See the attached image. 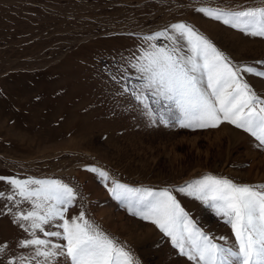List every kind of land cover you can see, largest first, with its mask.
Returning <instances> with one entry per match:
<instances>
[{"label":"rangeland","instance_id":"374dc122","mask_svg":"<svg viewBox=\"0 0 264 264\" xmlns=\"http://www.w3.org/2000/svg\"><path fill=\"white\" fill-rule=\"evenodd\" d=\"M260 3L0 0V175L59 179L73 187L78 195L68 218L83 211L139 264H194L155 225L115 201L86 169L101 168L121 183L154 190L174 189L209 174L238 184H264V148L255 138L226 122L197 130L162 123L159 117L150 118L131 95L143 83L131 66L151 43L143 38L165 30L172 34L170 25L176 23L208 37L234 64L264 70L258 63L264 61V38L245 35L197 11L240 10ZM155 43L170 45L164 38ZM243 75L264 97V77ZM149 103L155 109L151 96ZM0 191L11 194L6 182H0ZM174 194L202 230L217 239L228 237L226 246L234 242L210 208ZM27 210L30 205L19 197L16 202L0 198V264L31 258L33 249L20 247V241L31 238L29 233L13 223L18 211ZM37 260L43 258L31 264Z\"/></svg>","mask_w":264,"mask_h":264},{"label":"snow or ice","instance_id":"6c2138e0","mask_svg":"<svg viewBox=\"0 0 264 264\" xmlns=\"http://www.w3.org/2000/svg\"><path fill=\"white\" fill-rule=\"evenodd\" d=\"M197 11L245 35L264 38V0L240 10L200 7ZM170 30L172 34L165 30L145 36L143 40L151 43L131 65L143 81L133 87L131 95L146 114L192 130L214 129L226 122L264 148V97L243 75L264 77V70L234 64L188 24H172ZM160 38L170 45L158 46L155 41ZM86 170L95 173L110 196L131 215L155 225L170 238L178 254L194 264H264V184H238L209 174L174 189L154 190L121 183L101 168ZM0 182H6L11 192L6 196L0 191V198L16 202L19 197L21 203L30 205V210L18 211L13 219L31 237L20 241V247L33 249L31 258H19L20 264H31L37 257L43 260L36 264H139L130 250L87 219L83 211L68 218L78 193L63 181L0 175ZM174 192L210 208L230 229L234 242L226 246L228 237L217 239L202 230ZM53 225L60 230H46L45 226ZM38 232L63 243L40 238Z\"/></svg>","mask_w":264,"mask_h":264}]
</instances>
